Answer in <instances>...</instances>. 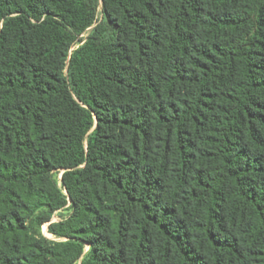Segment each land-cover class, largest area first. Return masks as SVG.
Segmentation results:
<instances>
[{
  "label": "trees",
  "instance_id": "obj_1",
  "mask_svg": "<svg viewBox=\"0 0 264 264\" xmlns=\"http://www.w3.org/2000/svg\"><path fill=\"white\" fill-rule=\"evenodd\" d=\"M0 264H264V0H0Z\"/></svg>",
  "mask_w": 264,
  "mask_h": 264
},
{
  "label": "rangeland",
  "instance_id": "obj_2",
  "mask_svg": "<svg viewBox=\"0 0 264 264\" xmlns=\"http://www.w3.org/2000/svg\"><path fill=\"white\" fill-rule=\"evenodd\" d=\"M43 234L49 238H52V236L47 233V227L46 226L43 227Z\"/></svg>",
  "mask_w": 264,
  "mask_h": 264
}]
</instances>
